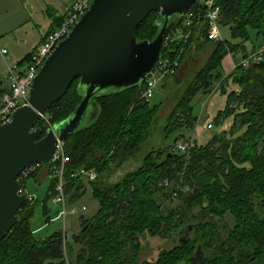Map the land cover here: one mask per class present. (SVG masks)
I'll list each match as a JSON object with an SVG mask.
<instances>
[{
	"label": "trees",
	"instance_id": "16d2710c",
	"mask_svg": "<svg viewBox=\"0 0 264 264\" xmlns=\"http://www.w3.org/2000/svg\"><path fill=\"white\" fill-rule=\"evenodd\" d=\"M220 5L221 25L230 28L234 40H209L206 21L195 29L181 63L191 56L196 39L200 50L208 46L212 51L191 87H180L185 95L169 114L165 132L168 138L179 129H194L199 120L195 96L215 89L226 100L213 119L221 132H212L205 141L197 136L189 158L173 150L172 144L152 149L121 181L106 184L112 170L139 154L148 142L162 103L140 99L145 81L96 97L100 108L96 120L65 140L69 161L64 172L69 206L82 207L81 201L90 194L98 205L96 212L92 216L79 213V230L66 229L68 238L63 227L39 236L38 231L50 227L58 215L48 214L47 202L56 193L51 180L43 203L45 223L33 228L38 202L27 201L19 223L0 242V264H190L197 252L202 255L199 264H264V60L250 67L238 65L227 74L222 71L229 54L246 57L264 45V0H220ZM157 19L158 13L153 12L139 25L138 41L156 36ZM180 24L182 19L174 20L167 32ZM179 47L168 45L162 54L174 56ZM177 75L167 77V83ZM78 84L76 79L67 94L50 107L49 123L44 118L36 122L35 128H42L43 135L80 104L83 97ZM50 166L42 164L25 187L31 178L37 182L49 176ZM81 168L95 169L97 178L72 177ZM181 173L189 184L185 195L176 190ZM165 178L171 180L170 188L158 185ZM175 191L179 204L168 207ZM226 215L234 219L233 225ZM189 226L192 231L187 232L186 242L179 244L177 234ZM144 235L170 237L174 245L154 262L142 259Z\"/></svg>",
	"mask_w": 264,
	"mask_h": 264
},
{
	"label": "water",
	"instance_id": "95a60500",
	"mask_svg": "<svg viewBox=\"0 0 264 264\" xmlns=\"http://www.w3.org/2000/svg\"><path fill=\"white\" fill-rule=\"evenodd\" d=\"M205 0H92L86 11L39 69L31 85L29 105L17 109L0 126V242L19 223L28 194H19V176L29 165H49L58 140L80 130L85 120H96L95 100L104 94L140 86L161 60L164 36L174 20L195 3ZM153 12L158 32L151 40L138 41L136 30ZM83 99L64 121L49 128H35L50 107L60 101L73 82ZM89 124V125H90ZM189 229L177 236L187 240ZM196 253L190 264H199Z\"/></svg>",
	"mask_w": 264,
	"mask_h": 264
},
{
	"label": "built area",
	"instance_id": "2783aa9c",
	"mask_svg": "<svg viewBox=\"0 0 264 264\" xmlns=\"http://www.w3.org/2000/svg\"><path fill=\"white\" fill-rule=\"evenodd\" d=\"M92 0H75L63 20V22L53 29L44 39V41L35 48L29 55L25 63L18 65H8V75L10 79V89L4 92L0 97V126L7 123L13 113L26 105H29V94L31 85L36 77L39 69L57 47V45L65 39L72 28L77 24L80 17L90 9ZM196 4V3H195ZM194 5V4H193ZM193 5L184 13L182 24L175 25L170 31L166 32L163 40L162 50L173 43L180 45L178 52L174 56H162L159 63L145 80V88L142 90L140 99L145 102H151L155 96L158 87L169 76L178 74L181 67V60L185 47L190 42V39L195 29L200 27L206 21L208 25L207 38L211 41H225L221 33V5L220 0H205L201 7L194 8ZM2 55L8 53L7 49L1 51ZM231 59L232 54L228 55ZM264 60V45L257 52L246 57H241L234 64L233 68L238 65L250 67L252 64L259 63ZM25 64V65H23ZM45 117V116H44ZM213 124H207V129H212ZM195 136L181 138L176 144V150L186 155L189 158L190 150L193 146ZM69 157L65 151V141L58 140L56 149L53 154V159L50 166L49 177L55 181L56 193L52 197V201L60 205V211L55 219L63 220V230L65 238H68L66 232V219L69 215H76L79 212L87 210L86 206L77 207L69 206L66 194L67 181L64 178V172ZM41 163H35L26 167L19 176L20 188L19 194H28L27 201L36 199L31 195L25 187V182L28 177L36 172ZM72 177H82L87 180H95L97 172L95 169L81 168L72 174ZM169 186V183H167ZM181 185H177V191ZM176 195V191L174 193Z\"/></svg>",
	"mask_w": 264,
	"mask_h": 264
},
{
	"label": "rangeland",
	"instance_id": "374dc122",
	"mask_svg": "<svg viewBox=\"0 0 264 264\" xmlns=\"http://www.w3.org/2000/svg\"><path fill=\"white\" fill-rule=\"evenodd\" d=\"M222 30V36L224 39L227 40H234L231 37V30L228 26L221 25ZM210 48L208 46H205V48L195 52L193 56L195 58V62L191 63L190 60L186 61L184 64V68L179 72V74L175 77V79L171 84L168 82L167 79H165L161 86L158 87V90L155 94V96L152 98L151 104H158L162 103L160 106V111L158 115L157 122L155 123L154 130L150 135V138L147 143H145L144 147L142 148L141 152L137 154L135 157L128 160L123 166L120 168H114L112 170V173L109 175V179L106 184L109 183H116L121 181L124 176H126L127 173L134 171L143 161V158L145 155L152 149H162L167 144L173 145V150H176V144L178 140L185 137L195 136V138H198L201 141H205L212 135V132H221L219 126H216V123L213 121L214 117L216 116L217 112L222 109L225 105V97H223L219 90L217 89L213 90L212 92L207 94H204L203 91H200L193 100V105L195 107V114L199 116L198 123L194 127V129H189L187 127L183 129H179L176 131L173 135L166 137L165 127L168 124V116L175 107L177 106L178 101L185 95V92H182V90H179L180 87L184 86L186 88H190L192 85V82L196 75L204 68L205 63L210 57ZM228 59V56L224 59L223 64L225 63V60ZM25 65V64H23ZM217 82L216 84H218ZM219 87V84H218ZM47 123H49V116L46 115L43 117ZM182 120H184L182 115ZM208 121L213 123L212 129H207ZM90 120H85L83 122V126L89 125ZM185 166V165H184ZM46 168V167H45ZM184 175L181 173V177L179 179L181 189L179 191L184 192V195L188 193L189 191V184L186 181V179L183 177ZM50 177L47 176L46 178L40 179L37 182L33 180V178L29 179L27 182V191L36 197V200L38 202L36 207V218L35 221L32 222L33 228L36 229L38 227H41L45 221H46V213L44 208V200L47 196V190L50 186ZM185 181L187 183H185ZM171 180L169 178L161 179L158 183L160 187H171L172 184L170 183ZM167 183H169V186H167ZM171 191V190H170ZM179 194V193H178ZM88 196V197H87ZM83 200L81 201V204H86L87 210L83 213L87 216H92L97 208L98 205L96 201L90 197L88 194ZM176 195L173 200H171L169 203H167L168 207H175L179 204V200ZM156 197L158 200L162 201L163 196L161 193L156 194ZM165 199V198H164ZM47 208H48V214L51 216H56L57 213L60 211V205L57 203H54L52 199H49L47 202ZM81 213V212H79ZM76 214V215H69L66 219V229L67 231L70 229V227L74 230H79V224L80 221L78 220V217L82 214ZM56 218V217H55ZM54 222H51V226L47 228H43L40 231H38L39 236H43L45 234H48L52 229L62 228L63 227V220L62 219H55ZM225 219L227 222H229L231 225L234 224V219L230 215H226ZM221 225L223 224V221H220ZM227 232H224V235L226 236ZM68 237H69V233ZM141 242L143 244L142 259H147L149 261H156L158 259L159 254L163 250H168L173 247L172 238H154L150 237L148 235H144L141 237ZM210 253H207V256L209 257Z\"/></svg>",
	"mask_w": 264,
	"mask_h": 264
},
{
	"label": "crops",
	"instance_id": "0c3cea01",
	"mask_svg": "<svg viewBox=\"0 0 264 264\" xmlns=\"http://www.w3.org/2000/svg\"><path fill=\"white\" fill-rule=\"evenodd\" d=\"M74 1L0 0V93L10 89L8 65L21 64L45 37L63 22ZM199 42L197 39L194 41L191 56L184 59L179 72L184 68L186 61L195 62L196 56L194 57L193 54L200 50L197 46ZM247 45L249 49L253 46L250 43ZM3 49L8 50L4 56L1 53ZM240 58L241 55L232 59L228 56V61L225 60L222 65L223 73H229Z\"/></svg>",
	"mask_w": 264,
	"mask_h": 264
}]
</instances>
